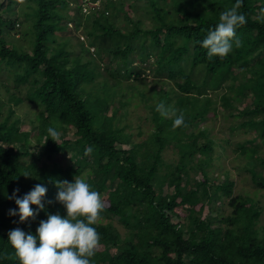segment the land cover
<instances>
[{
    "label": "trees",
    "instance_id": "obj_1",
    "mask_svg": "<svg viewBox=\"0 0 264 264\" xmlns=\"http://www.w3.org/2000/svg\"><path fill=\"white\" fill-rule=\"evenodd\" d=\"M24 1L20 15L30 26L21 37L30 49L10 39L17 18L0 12V264H19L10 230L36 235L49 214L67 217L56 184L85 174L106 203L93 264H264V0H243L242 46L211 60L202 41L236 0ZM6 80L18 85L14 92ZM136 81L161 84L152 106ZM101 99L112 101L103 113ZM24 102L36 107L29 128L14 109ZM159 103L183 112L187 126L173 129ZM132 105L149 114L139 124L129 117ZM220 116L244 137L215 136L208 120ZM228 146L252 193H233L235 175L219 159ZM36 184L47 188L44 209L33 205L36 218L20 223L9 197ZM218 199L230 210L215 218Z\"/></svg>",
    "mask_w": 264,
    "mask_h": 264
},
{
    "label": "clouds",
    "instance_id": "obj_2",
    "mask_svg": "<svg viewBox=\"0 0 264 264\" xmlns=\"http://www.w3.org/2000/svg\"><path fill=\"white\" fill-rule=\"evenodd\" d=\"M88 3L92 5V2ZM242 5L243 0H236L231 8L222 11L216 26L203 39L202 47L207 50L209 60L213 57L224 59L233 51V45L236 48L242 46V41L236 35L237 29L247 22L246 16L239 12ZM68 25L71 26V22ZM81 40L84 42V39ZM156 112L165 119L174 117L173 129L187 126L183 112L177 115L175 110L169 109L164 103L156 105ZM47 134L60 145V131L50 126ZM90 152V148L85 150L86 155ZM24 176L30 175L25 173ZM56 186L59 189L56 200L66 208L67 217L49 214L47 220L40 222L36 235L20 228L10 230L8 242L19 264H93V258L101 248L102 237L96 226L103 221L106 209L102 194L93 189L86 174L74 177L72 183L67 180L57 182ZM18 192L19 189L15 190L9 198L15 200L19 211L10 210V215H18L20 223L34 220L38 212L33 211L32 206L44 209L42 201L47 188L36 184L22 198L17 196Z\"/></svg>",
    "mask_w": 264,
    "mask_h": 264
},
{
    "label": "rangeland",
    "instance_id": "obj_3",
    "mask_svg": "<svg viewBox=\"0 0 264 264\" xmlns=\"http://www.w3.org/2000/svg\"><path fill=\"white\" fill-rule=\"evenodd\" d=\"M0 2L3 3V7L2 9L5 10V7L9 4L10 8H7V11H2L0 9V12H3V17L5 18H9L11 17V19H14V18H17V21H16V24H15V33H13L10 37V39L12 41H14L15 43H18L19 45H22L25 49H30V45H29V41L27 40V37L22 38V34L24 33L25 30H28L30 24L28 21H25L23 19V16L20 15V12L21 10H23V12L27 11L28 8L25 6V1L24 0H12L11 3H8V0H0ZM72 11H70L71 13ZM149 24L147 23V21H145L144 23V26L147 27ZM29 31H31L29 29ZM82 34V33H80ZM84 36V35H83ZM18 37H19V40H18ZM85 37V36H84ZM86 38V37H85ZM64 39H66V36H64ZM74 42H77L74 40ZM88 41H86L85 43H83L84 46H86V44ZM88 46L90 47V50L92 49V46L88 44ZM23 49V48H22ZM93 50H91L92 52ZM114 66V64H113ZM149 78L147 77L145 79V82H147L148 85H150L149 83ZM131 82V81H129ZM155 82V81H154ZM138 84L139 88H143V89H146L147 90V95L148 97V103H149V106H152L154 103H155V100H154V97L157 99V93H155V91L157 90L156 88L161 85V84H155L154 86L156 87H148V86H145V85H142L143 83L139 82V81H136V82H132V84ZM9 91L8 92H14L15 89H16V85L12 80H6L5 83H4ZM152 86V85H151ZM22 87V86H21ZM160 87V86H159ZM19 90V89H17ZM23 90H24V87H22V93H23ZM1 92V91H0ZM137 91H134L132 92V94L128 93V95H136ZM214 95V94H213ZM212 95V96H213ZM1 96L2 97H5L6 94L4 92L1 93ZM152 98V99H151ZM249 98V97H248ZM248 98L245 100L247 102H249ZM102 100V105L101 104H98L100 105V108H101V111L102 113L105 112L107 110V108L109 107V109L112 107L111 106V102L110 100H105V99H101ZM241 105V104H240ZM6 107H4V111H6ZM99 108V107H98ZM15 109V112L17 115H19L21 118H22V121H23V124L26 125V128H29V119L30 118H34L35 116V111H36V107L34 105H31L26 102L22 103L21 105H18L16 107H14ZM97 110V109H96ZM128 110L130 112V115L129 117L132 119V124H139V121H142L143 119H146L145 117L148 116V112L146 110V108H144L143 106H139L138 108H134V106H129L128 107ZM124 112H127L126 109H123ZM138 117L140 120H138ZM232 119H229V120H225L222 118V116L220 117H216L212 120H208V125L212 126L213 128V134L215 136H222V137H230L232 140H238V139H242L244 137V134H239L237 132H234V131H230L227 126H228V123L231 121ZM145 127V125H143ZM73 137V135L71 136ZM126 148L129 147V145H125ZM218 151H222L220 148L217 149ZM165 155L169 158H171V153L166 151ZM219 159L221 160V163L224 165V167L226 168H229L232 173L235 175V180H236V184L234 186V189H233V193H238V192H241L242 190L244 191H253V184H252V181L250 180V176L248 173L244 172V171H240L238 170L237 168H235V166L237 164H239L240 162L242 163V159H240L239 157L235 156L234 152H233V149L231 148V146H228L226 147V150L223 151V155H221L219 157ZM197 176L198 178L200 177V174L197 173ZM165 187L166 185H164V191H165ZM171 188H166V192H171ZM262 194H264V190L261 191ZM259 191V193H261ZM252 193V192H251ZM264 197V196H263ZM216 206L215 209H213V211L211 212V214L216 218L218 217V213H222L224 215H227L229 213V206L226 205V202H222L220 199L216 200L215 204ZM261 205H264V198H262L261 200ZM179 210L183 213L185 210L183 209V207H179ZM264 211V210H263ZM172 220L174 222H182L183 218H180V219H177L175 217L172 218ZM261 225L264 226V213L261 215ZM218 223H214V225H217ZM120 229H122L120 227ZM114 249H112L113 251Z\"/></svg>",
    "mask_w": 264,
    "mask_h": 264
},
{
    "label": "built area",
    "instance_id": "obj_4",
    "mask_svg": "<svg viewBox=\"0 0 264 264\" xmlns=\"http://www.w3.org/2000/svg\"><path fill=\"white\" fill-rule=\"evenodd\" d=\"M83 5H84L83 12H84V13H85V12L87 13V10H88V7H86L87 4L85 5V3H84ZM88 5H90V4L88 3ZM80 38H81V39H84V36H81Z\"/></svg>",
    "mask_w": 264,
    "mask_h": 264
}]
</instances>
